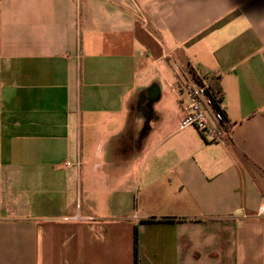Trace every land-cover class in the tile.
<instances>
[{"label":"crops","instance_id":"0c3cea01","mask_svg":"<svg viewBox=\"0 0 264 264\" xmlns=\"http://www.w3.org/2000/svg\"><path fill=\"white\" fill-rule=\"evenodd\" d=\"M135 229L137 264H264V0H0V264H134Z\"/></svg>","mask_w":264,"mask_h":264},{"label":"built area","instance_id":"2783aa9c","mask_svg":"<svg viewBox=\"0 0 264 264\" xmlns=\"http://www.w3.org/2000/svg\"><path fill=\"white\" fill-rule=\"evenodd\" d=\"M216 81V76H202L195 71H184L178 79L180 92L187 97L181 127H193L213 142L227 138L230 132V123L222 118L221 102L219 109L213 105L210 88Z\"/></svg>","mask_w":264,"mask_h":264},{"label":"trees","instance_id":"16d2710c","mask_svg":"<svg viewBox=\"0 0 264 264\" xmlns=\"http://www.w3.org/2000/svg\"><path fill=\"white\" fill-rule=\"evenodd\" d=\"M211 97L214 108L219 109V102L222 101V93L217 82L212 83L210 88ZM222 118L227 121L225 113H222ZM134 264H137V231H134Z\"/></svg>","mask_w":264,"mask_h":264},{"label":"rangeland","instance_id":"374dc122","mask_svg":"<svg viewBox=\"0 0 264 264\" xmlns=\"http://www.w3.org/2000/svg\"><path fill=\"white\" fill-rule=\"evenodd\" d=\"M179 68H183V70H184V69H186L188 67H186L185 65H182V67H179Z\"/></svg>","mask_w":264,"mask_h":264}]
</instances>
